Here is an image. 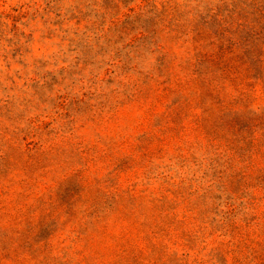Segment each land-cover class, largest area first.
<instances>
[{"label":"rangeland","instance_id":"rangeland-1","mask_svg":"<svg viewBox=\"0 0 264 264\" xmlns=\"http://www.w3.org/2000/svg\"><path fill=\"white\" fill-rule=\"evenodd\" d=\"M0 264H264V0H0Z\"/></svg>","mask_w":264,"mask_h":264}]
</instances>
